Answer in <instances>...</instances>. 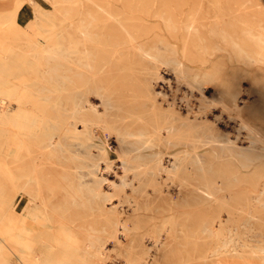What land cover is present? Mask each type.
<instances>
[{
    "label": "bare ground",
    "instance_id": "1",
    "mask_svg": "<svg viewBox=\"0 0 264 264\" xmlns=\"http://www.w3.org/2000/svg\"><path fill=\"white\" fill-rule=\"evenodd\" d=\"M6 177L0 264H264V0H15Z\"/></svg>",
    "mask_w": 264,
    "mask_h": 264
},
{
    "label": "rangeland",
    "instance_id": "2",
    "mask_svg": "<svg viewBox=\"0 0 264 264\" xmlns=\"http://www.w3.org/2000/svg\"><path fill=\"white\" fill-rule=\"evenodd\" d=\"M15 3V0H0V11L4 10L5 8H10L11 6H13ZM28 4L25 3V5L23 6V13L26 14L27 17H29L31 15L28 8ZM0 182L2 183V185H6L5 188L2 189V193L4 194L3 196H0V210L4 213V217H6L5 219L7 221L5 222H11V211L13 208V205L11 203V193H12V180L9 178H2L0 180ZM7 200L8 199V203H2L1 204V200ZM9 226V225H7Z\"/></svg>",
    "mask_w": 264,
    "mask_h": 264
}]
</instances>
